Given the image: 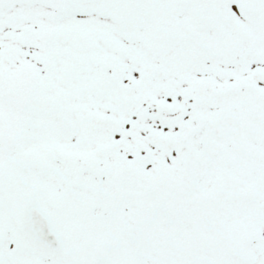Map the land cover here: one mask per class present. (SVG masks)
<instances>
[{
	"label": "snow or ice",
	"instance_id": "6c2138e0",
	"mask_svg": "<svg viewBox=\"0 0 264 264\" xmlns=\"http://www.w3.org/2000/svg\"><path fill=\"white\" fill-rule=\"evenodd\" d=\"M0 264H264V0H0Z\"/></svg>",
	"mask_w": 264,
	"mask_h": 264
}]
</instances>
